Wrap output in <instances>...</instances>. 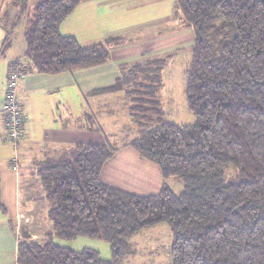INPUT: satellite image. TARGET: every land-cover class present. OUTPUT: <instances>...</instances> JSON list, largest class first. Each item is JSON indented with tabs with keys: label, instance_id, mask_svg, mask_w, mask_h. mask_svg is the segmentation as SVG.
I'll list each match as a JSON object with an SVG mask.
<instances>
[{
	"label": "trees",
	"instance_id": "trees-1",
	"mask_svg": "<svg viewBox=\"0 0 264 264\" xmlns=\"http://www.w3.org/2000/svg\"><path fill=\"white\" fill-rule=\"evenodd\" d=\"M81 1L35 0L24 30L26 62H11L9 72L60 74L106 63L122 37L83 46L60 31ZM174 6V16L194 33L184 95L195 122L176 125L159 116L163 58L123 65L112 86L92 93L123 89L138 102V114L132 112L138 136L123 145L156 164L164 178L178 177L183 190L164 183L157 193L138 195L105 184L100 171L119 147L77 143L38 171L50 204L44 238L9 219L19 264H126L135 253L130 239L159 223L174 237L170 264H264V0H175ZM10 44L6 36L1 52ZM229 165L236 179L225 177ZM0 210L7 212L1 201ZM79 236L106 241L111 258L54 241Z\"/></svg>",
	"mask_w": 264,
	"mask_h": 264
},
{
	"label": "rangeland",
	"instance_id": "rangeland-1",
	"mask_svg": "<svg viewBox=\"0 0 264 264\" xmlns=\"http://www.w3.org/2000/svg\"><path fill=\"white\" fill-rule=\"evenodd\" d=\"M0 1V36L4 38L8 36L11 42L3 53L0 51L1 72L2 65L9 62L13 58L12 56L17 59L22 58L19 54H23L25 50L24 30L35 0H26L18 5H13L10 0ZM100 1H105L102 4L106 5L107 10L101 13L95 11V13L89 15L93 16L90 23H98L102 20L103 27L98 35H95L96 37H90L87 31L83 35L80 34L81 42L79 43L88 46L87 44L97 36L110 33L124 36L134 41V43L144 37H157L160 35V42L155 41L151 44V47L159 46L156 55L151 57L165 60V64L160 71L161 84L159 85V92L161 96L158 97V94H156L155 97L159 116L165 121L176 125L193 124L195 115L187 109L184 90L186 74L191 61L194 33L191 28L183 29L180 15L174 16L175 0H94V3ZM96 5L92 4L91 8L95 9ZM110 7L115 11L114 17L111 16V11H108ZM79 22L76 23L77 25L73 31L79 32V29L83 28L79 26ZM106 37L98 38L95 42L103 41ZM138 58L132 59L131 65L143 63ZM115 63L116 57L113 55L110 58L109 65L102 68L101 72L98 73L96 70L88 72L92 84H109L111 80L120 77V70ZM20 75L18 85L24 77L21 70ZM69 75L67 73L57 77H63L62 84H64L65 81L70 80ZM77 84L79 83L73 84V91L63 87L60 93L50 92L46 94L42 89L35 91L33 88L28 92L30 98L28 107L34 110L41 108L39 102L41 98L49 102L54 98L51 103L56 100L62 102V105L66 103L73 117L79 116L78 118L84 121L85 125L99 130L97 133L85 132L83 136L74 137V143L78 141L89 143L110 142L119 147L102 166L100 171L102 182L124 191L138 193V195H140L139 193L143 194V192L146 194L157 193L164 183L174 192H181L183 183L178 177L164 178L156 164L142 159L133 147L123 145L138 136L140 128L133 121L134 115L132 113L138 114L133 108L138 102L131 100L123 89L88 96L76 88ZM1 100L2 95L0 94V103ZM20 103L21 106L24 105L21 98ZM82 110L92 117L84 119L81 114ZM53 111H55L54 107ZM0 115L2 114L0 113ZM147 126L151 127L153 125H145L143 128ZM5 137V129H2L0 137V201L5 204L8 214L13 216L15 204L25 205L21 208L27 209L29 205L26 198L28 195L33 196L34 200L30 204L32 209L26 210L33 215H23L30 218L31 222L28 225L31 231L38 235L37 240H41L44 238L45 233L51 229V223L47 215L50 204L44 198H41L42 196L39 197L42 193L44 195L38 174L41 166L30 167L28 178H23L20 175H23V171L14 170L8 163V159L13 156V146L9 142L3 141ZM235 170L237 171L232 165L227 166L225 177L236 179L237 173ZM34 178H36L39 185L34 184ZM20 217L15 213V218L20 219ZM54 241L73 250L93 248L98 250L102 258H111L110 246L103 239L79 236L70 241L57 238ZM173 241L174 237L167 223H159L145 228L130 239L135 253L126 259V264H170V250Z\"/></svg>",
	"mask_w": 264,
	"mask_h": 264
},
{
	"label": "crops",
	"instance_id": "crops-1",
	"mask_svg": "<svg viewBox=\"0 0 264 264\" xmlns=\"http://www.w3.org/2000/svg\"><path fill=\"white\" fill-rule=\"evenodd\" d=\"M105 1H100L98 3H94V0H83L79 2L74 10L70 13V15L61 23L60 31L64 35H72L74 36L78 42H81L79 35H83L86 31L90 34V37H96L98 35L101 28L103 27L102 20L98 23H90V20L93 16L89 14L105 12L107 10L106 5H103ZM92 4H97L94 8H91ZM111 11V16L114 17V12L112 7L108 9ZM117 12V11H116ZM99 16V15H96ZM79 19V20H78ZM75 21H80L78 24L83 28L79 29V32L73 31L74 27L77 25ZM75 22V23H74ZM182 23V21H181ZM183 29H186L185 26ZM177 29V27H176ZM108 34V33H107ZM107 36V37H106ZM110 38V37H122L123 41L119 44H114L110 46V58L114 55L116 57V66L122 72L123 65H131L132 59L135 57H139V61L142 62L144 60L154 59L151 56L156 55L158 52L159 46L151 47V44L155 41L157 43L160 42V35L157 37H144L137 40V43L134 41L120 35H114L110 33L108 35L97 36V38L93 39L87 45H92L95 43L103 42V41L95 42L98 38ZM6 38V36H5ZM4 37L0 36V44L1 50L2 45L4 44ZM9 47V46H8ZM0 50V51H1ZM24 53V52H23ZM21 55V61L16 57L12 56L11 60L4 63L0 72V94L2 95V100L0 103V107L3 105L5 92L7 87V77L9 74V64L11 62L20 61L21 63H25L26 60L23 58V54ZM18 55V56H19ZM17 56V57H18ZM137 62V61H136ZM110 59L101 65H97L90 68H84L79 70H73L68 72H63L60 74H41L37 72H26L24 73V77L21 79V83L18 85V99L20 103V98L24 102L22 105L24 110L22 109L21 103V112L23 116V138L18 142V144L14 147L13 145V156L8 159V163L14 170H22L23 175L20 174L23 178H28V171L31 169L30 167L34 166H43L48 160H53L59 156L65 150L71 149L77 143H89V142H75L73 138L78 136H83V133L94 132L97 133L99 130H90L89 126L85 125L84 121H82L79 116L73 117L70 110L67 108V104L62 105V102L56 100L54 103H51L53 99L49 102L44 98L39 100L41 108L38 110L30 109L28 107V92H30L33 88L35 91L38 89H42L44 92L50 93H60L62 88L74 90L73 84L79 83L76 85V88L80 89V91L84 92L86 95H93V90L103 89L109 86H112L116 79L111 80L109 84H92V79H90L88 72H92L96 70V72H101L102 68H105L109 65ZM70 74V80L68 82L65 81L62 84L63 74ZM117 75V74H116ZM58 80V81H57ZM64 85V86H63ZM68 85V86H67ZM101 85V86H100ZM72 90V91H73ZM160 91V89H159ZM157 92L158 97L161 96L160 92ZM41 93V92H39ZM97 95V94H96ZM56 97V95H55ZM64 101V100H63ZM66 102V101H65ZM53 107L54 110L53 111ZM50 109V112H49ZM2 115H0V137L2 129H5V114L0 111ZM82 117L84 119L88 118V114L86 111L82 110ZM6 132V129H5ZM5 139H3L4 141ZM7 142V141H5ZM16 151V152H15ZM17 157V163L15 164L12 159L13 157ZM16 165V167H15ZM25 174V176H24ZM16 181V180H15ZM16 184V182H15ZM34 184H38L36 178H34ZM106 184V183H105ZM162 187V186H161ZM138 194V193H137ZM140 195H147L143 192L139 193ZM154 194V193H148ZM42 196V197H41ZM43 193L39 195V197L43 198ZM27 204L29 208L22 209L21 207H25V205L15 204L14 214L10 216L7 212H3L0 210V264H19L17 262V235L12 231L9 225V219L16 220V215L18 214H26L33 215L32 213H28V209H32L30 204H32L34 197L28 195ZM5 206V204H4ZM31 211V210H30ZM29 224V223H28ZM30 227V226H29ZM31 231V229H30ZM32 237H38L35 232H32Z\"/></svg>",
	"mask_w": 264,
	"mask_h": 264
},
{
	"label": "built area",
	"instance_id": "built-area-1",
	"mask_svg": "<svg viewBox=\"0 0 264 264\" xmlns=\"http://www.w3.org/2000/svg\"><path fill=\"white\" fill-rule=\"evenodd\" d=\"M21 78L20 70L13 69L9 72L7 77V87L3 105L0 111L5 114V141L12 144L14 147L23 138V116L18 99V82ZM16 152V151H15ZM12 161L16 164L17 157L14 156ZM16 167V165H15ZM20 219L17 218V225L20 223H30V218L23 214H18ZM18 229V228H17Z\"/></svg>",
	"mask_w": 264,
	"mask_h": 264
}]
</instances>
